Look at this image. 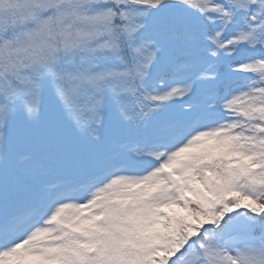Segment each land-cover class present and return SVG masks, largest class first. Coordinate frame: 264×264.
Masks as SVG:
<instances>
[{
	"label": "snow or ice",
	"instance_id": "snow-or-ice-1",
	"mask_svg": "<svg viewBox=\"0 0 264 264\" xmlns=\"http://www.w3.org/2000/svg\"><path fill=\"white\" fill-rule=\"evenodd\" d=\"M0 264H264V0H0Z\"/></svg>",
	"mask_w": 264,
	"mask_h": 264
}]
</instances>
